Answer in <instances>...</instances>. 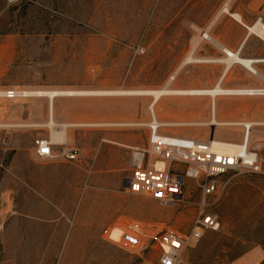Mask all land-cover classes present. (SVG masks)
Returning <instances> with one entry per match:
<instances>
[{
    "label": "rangeland",
    "instance_id": "374dc122",
    "mask_svg": "<svg viewBox=\"0 0 264 264\" xmlns=\"http://www.w3.org/2000/svg\"><path fill=\"white\" fill-rule=\"evenodd\" d=\"M230 13L240 14L242 22ZM258 19L264 24V0H0V259L4 223L24 205L22 164L34 161L35 139L51 134L47 97H7L3 91L83 93L53 100V120L73 123L66 127V141L52 143L53 151L81 148L79 159L69 161L78 167V199L72 215L63 217L73 258L82 261L67 264H150L157 246L121 247V232L137 224L147 239L161 228L188 233L199 197L193 178L186 180L184 199L173 204L123 185L133 146L148 147L153 114L165 135L212 133L235 142L242 128L208 124L207 94H165L152 111V96L144 91L212 88L226 65L217 60L225 57L221 47L264 58V40L255 34L241 47L245 25ZM254 67L264 78V61ZM262 76L233 63L220 84L264 88ZM215 104L218 119L253 122L246 146L257 152L262 168L219 176L223 189L210 205L219 224L187 240L181 264H264V94L218 95ZM168 121L200 125H164ZM30 203L40 205L37 198ZM59 254L53 264H66Z\"/></svg>",
    "mask_w": 264,
    "mask_h": 264
},
{
    "label": "built area",
    "instance_id": "2783aa9c",
    "mask_svg": "<svg viewBox=\"0 0 264 264\" xmlns=\"http://www.w3.org/2000/svg\"><path fill=\"white\" fill-rule=\"evenodd\" d=\"M3 93L7 97L18 95V91L12 89ZM240 125L241 135L250 134L253 122L242 121ZM159 126L149 124L147 148L133 146V166L125 177L128 184L125 188L130 192L146 194L162 204H173L184 199L186 180L193 178L199 188L197 213L188 233L161 228L147 239L140 233L141 226L134 224L121 232L118 242L121 247L138 250L155 244L157 257L150 264H181L187 240L197 239L204 230L216 228L219 224L217 213L210 208L223 189L219 176L238 170L261 171L262 160L254 149L246 145L238 151L215 149L212 133L207 138L165 135L160 133ZM34 153L39 159L76 161L80 157L81 148L65 145L60 152H54L50 139L40 137L35 139Z\"/></svg>",
    "mask_w": 264,
    "mask_h": 264
},
{
    "label": "crops",
    "instance_id": "0c3cea01",
    "mask_svg": "<svg viewBox=\"0 0 264 264\" xmlns=\"http://www.w3.org/2000/svg\"><path fill=\"white\" fill-rule=\"evenodd\" d=\"M33 156L34 161L22 164L24 205L9 214L2 229L0 264H53L64 242L59 260L66 264L82 261L73 258L77 255L65 222L78 199V167L64 159H39L34 152ZM34 198L40 205H27Z\"/></svg>",
    "mask_w": 264,
    "mask_h": 264
},
{
    "label": "bare ground",
    "instance_id": "6f19581e",
    "mask_svg": "<svg viewBox=\"0 0 264 264\" xmlns=\"http://www.w3.org/2000/svg\"><path fill=\"white\" fill-rule=\"evenodd\" d=\"M227 10V9H225ZM232 17H234L237 21L242 22V18L240 14L238 13H230ZM246 27V33L244 35V38L241 42V47L251 34H255L259 36L261 39L264 40V24H262L259 19L256 20L253 24L245 25ZM203 36L206 38H209L213 40L206 32H203ZM247 37V38H246ZM214 41V40H213ZM223 52L225 53V57L222 59H217L220 61H224L226 63L225 67L222 70L221 76L218 79V81L215 83V85L212 88L208 89H171L168 86H164L160 89H148L143 90L145 93L152 96V100L150 103V107L153 110V107L156 103V101L160 98V96L170 93H182V94H207L211 97V118L208 124L215 125V126H237L240 125V122L236 120H222L218 119L216 115V104L215 99L218 95H225V94H237V95H243V94H264V88L259 87H240V88H225L221 86L220 81L221 78L227 73L228 69L233 63H238L252 71L253 73H256L260 76H262L254 67L255 62H263L264 58H250V57H243L239 54V51H232L228 48L221 47ZM206 59V58H205ZM187 60V59H186ZM198 60V59H196ZM212 60V59H210ZM206 61V60H205ZM219 61V62H220ZM263 78V76H262ZM264 79V78H263ZM113 91H93L92 94H112ZM138 92V91H136ZM140 92V91H139ZM142 92V91H141ZM117 93V92H116ZM119 93V92H118ZM125 93V92H122ZM83 94L80 91H65V90H30V91H24L20 92L18 91V95L22 96H45L47 97L49 101L48 106V112H49V121L46 123L51 128V134H50V141L52 143H62L66 141V127L68 125H72L73 123H63L58 124L53 120V100L56 96L60 95H79ZM17 95V96H18ZM152 125L159 124L162 125V122H158L155 115L153 114V120L151 122ZM261 124V123H257ZM164 125L169 126H176V125H192L197 126L200 125L199 122H181V121H168L165 122ZM58 127V128H57ZM250 135V134H248ZM247 135V136H248ZM247 136L242 135V138L239 142L234 141H222L218 138L212 137L214 148L219 149L222 151H232V150H241L246 145V139ZM248 141V140H247ZM243 142V143H241ZM248 144V142H247ZM248 146V145H247ZM136 156V154H135Z\"/></svg>",
    "mask_w": 264,
    "mask_h": 264
},
{
    "label": "water",
    "instance_id": "95a60500",
    "mask_svg": "<svg viewBox=\"0 0 264 264\" xmlns=\"http://www.w3.org/2000/svg\"><path fill=\"white\" fill-rule=\"evenodd\" d=\"M247 38V37H246ZM128 184H127V182H125V186H127Z\"/></svg>",
    "mask_w": 264,
    "mask_h": 264
}]
</instances>
